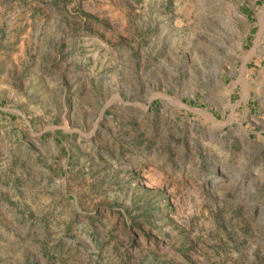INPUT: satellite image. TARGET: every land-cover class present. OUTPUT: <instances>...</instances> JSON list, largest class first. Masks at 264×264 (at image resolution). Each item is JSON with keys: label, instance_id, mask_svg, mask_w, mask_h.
I'll return each instance as SVG.
<instances>
[{"label": "rangeland", "instance_id": "rangeland-1", "mask_svg": "<svg viewBox=\"0 0 264 264\" xmlns=\"http://www.w3.org/2000/svg\"><path fill=\"white\" fill-rule=\"evenodd\" d=\"M0 264H264V0H0Z\"/></svg>", "mask_w": 264, "mask_h": 264}]
</instances>
